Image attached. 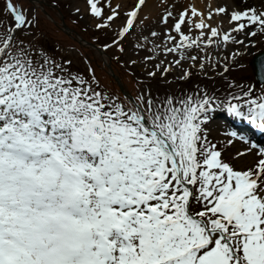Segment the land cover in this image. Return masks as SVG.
I'll return each instance as SVG.
<instances>
[{"label":"snow or ice","instance_id":"6c2138e0","mask_svg":"<svg viewBox=\"0 0 264 264\" xmlns=\"http://www.w3.org/2000/svg\"><path fill=\"white\" fill-rule=\"evenodd\" d=\"M27 2L0 0V264H264V55L228 75L264 0H83L100 35L62 55Z\"/></svg>","mask_w":264,"mask_h":264},{"label":"rangeland","instance_id":"374dc122","mask_svg":"<svg viewBox=\"0 0 264 264\" xmlns=\"http://www.w3.org/2000/svg\"><path fill=\"white\" fill-rule=\"evenodd\" d=\"M62 1L64 3H66V10H67V15L65 16V22H68L70 24H68L71 28L76 29V27L74 25H72V19H78L76 17V15L74 14V7L79 5L81 7H83V0H59ZM217 1V0H216ZM131 2V0H130ZM39 3L45 5L44 0H39ZM25 6H28V2L27 0H25ZM45 11L47 12V14L49 13L51 17H53L56 20V24H54L53 22H51L47 15H44L42 13L41 10L38 9L37 14L39 15L40 21H41V29H42V35H41V40L43 43L46 44V46L49 48L50 51H53L56 55H62V54H66L61 52H56L55 50L57 48L59 49H75L77 51H88V49L86 50V48L84 46L81 45H75L73 43H71V40L69 38H67L64 35V38H62L61 35H63V33L61 32V26H60V21L63 20L61 19L62 15L60 13H57L56 10L54 8L51 7H46L44 8ZM82 26L84 28L87 27L88 30V36H93L94 38L92 39V41H95L96 37L99 36L100 34L95 32L90 24V21L85 18V19H78ZM225 26L226 23H225ZM86 32V31H84ZM255 44L256 46L252 49H250L249 54L245 55L242 59H241V64L243 65L242 68H239L233 72H230L229 75V79H238L241 83L244 84H248L249 82H251L252 84H254L255 86H259L258 84H256L254 82L253 76H252V72L251 69L248 65V61L250 60L251 56L260 51L261 49H264V38L262 37H256L255 39ZM110 55V53H109ZM223 55V53H222ZM97 61L100 60L99 56L94 57ZM113 62V64L116 67V74L120 77V81L122 82L125 90L128 89V91H131L132 95L135 94V90L137 88L136 82L135 80L127 75V72L124 68L120 67L119 64H117L115 61H111ZM108 65L107 64H100L97 67V75L101 80V83L109 88L111 91L116 92V93H120V90L118 89V86L116 84V81L114 79V77L111 75V73H109L108 70ZM248 66V69H247ZM173 77H169V79H172ZM191 85H185L183 83L180 84H176L174 83L171 87L172 88H186V87H190ZM122 95V94H121Z\"/></svg>","mask_w":264,"mask_h":264},{"label":"bare ground","instance_id":"6f19581e","mask_svg":"<svg viewBox=\"0 0 264 264\" xmlns=\"http://www.w3.org/2000/svg\"><path fill=\"white\" fill-rule=\"evenodd\" d=\"M190 2V0H189ZM216 0H192V4H194L197 8L200 9H205V6L209 3V4H215ZM153 13L156 12L155 8L150 9Z\"/></svg>","mask_w":264,"mask_h":264},{"label":"water","instance_id":"95a60500","mask_svg":"<svg viewBox=\"0 0 264 264\" xmlns=\"http://www.w3.org/2000/svg\"><path fill=\"white\" fill-rule=\"evenodd\" d=\"M257 61H258V60L252 62V65H253V68H255V71H256Z\"/></svg>","mask_w":264,"mask_h":264}]
</instances>
